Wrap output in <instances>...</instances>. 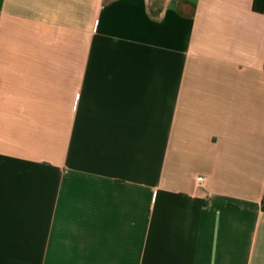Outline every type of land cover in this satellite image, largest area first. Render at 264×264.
<instances>
[{
	"label": "crops",
	"instance_id": "crops-1",
	"mask_svg": "<svg viewBox=\"0 0 264 264\" xmlns=\"http://www.w3.org/2000/svg\"><path fill=\"white\" fill-rule=\"evenodd\" d=\"M0 264H264V11L0 0Z\"/></svg>",
	"mask_w": 264,
	"mask_h": 264
},
{
	"label": "trees",
	"instance_id": "trees-1",
	"mask_svg": "<svg viewBox=\"0 0 264 264\" xmlns=\"http://www.w3.org/2000/svg\"><path fill=\"white\" fill-rule=\"evenodd\" d=\"M253 6L260 12L264 11V0H253Z\"/></svg>",
	"mask_w": 264,
	"mask_h": 264
},
{
	"label": "built area",
	"instance_id": "built-area-1",
	"mask_svg": "<svg viewBox=\"0 0 264 264\" xmlns=\"http://www.w3.org/2000/svg\"><path fill=\"white\" fill-rule=\"evenodd\" d=\"M197 179H198L199 181H201V180H202V177H198Z\"/></svg>",
	"mask_w": 264,
	"mask_h": 264
},
{
	"label": "rangeland",
	"instance_id": "rangeland-1",
	"mask_svg": "<svg viewBox=\"0 0 264 264\" xmlns=\"http://www.w3.org/2000/svg\"><path fill=\"white\" fill-rule=\"evenodd\" d=\"M163 0H158V3H161Z\"/></svg>",
	"mask_w": 264,
	"mask_h": 264
}]
</instances>
